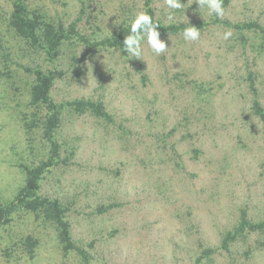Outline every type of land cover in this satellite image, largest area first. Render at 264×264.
<instances>
[{
    "label": "rangeland",
    "instance_id": "1",
    "mask_svg": "<svg viewBox=\"0 0 264 264\" xmlns=\"http://www.w3.org/2000/svg\"><path fill=\"white\" fill-rule=\"evenodd\" d=\"M11 1L0 0L1 9ZM26 1L67 21L79 8L77 0ZM181 2V9H169L165 0H151V6L164 24L196 26L200 37L159 34L167 46L159 55L143 38L145 79L116 52L84 47L77 52L82 75L59 80L52 90L56 101L101 94L124 128L107 129L87 115L67 117L57 138L74 154L41 183L42 194L69 204L72 238L93 264H193L205 247L215 251L204 264H264V251L244 255L252 238L231 245L230 253L219 247L221 233L242 209L249 218H264V123L251 111L246 79L251 72L264 106V54L238 48L232 27L244 21L264 26V0H231L223 18L196 0ZM87 4L82 30L92 41L110 33L127 8L135 14L143 9V0ZM228 30L232 36L225 40ZM15 60L36 65L28 57ZM13 68L24 73L21 65ZM4 82L0 78L2 201L22 184L16 163L27 158L18 118L26 97L20 85L16 95ZM23 232L40 239L34 256L16 250L5 261L7 235ZM0 236V264H82L76 254H62L54 230L33 223L31 215L13 220Z\"/></svg>",
    "mask_w": 264,
    "mask_h": 264
},
{
    "label": "trees",
    "instance_id": "2",
    "mask_svg": "<svg viewBox=\"0 0 264 264\" xmlns=\"http://www.w3.org/2000/svg\"><path fill=\"white\" fill-rule=\"evenodd\" d=\"M87 1L77 0V15L70 21L52 14L46 7L28 4L26 0H12L8 10L0 7V78L9 89L16 90V95L20 85L21 92L26 97L18 118L25 135L27 155L24 161L16 163L23 176L22 184L10 199L0 200V230L11 225L13 220L31 215L33 223L54 230L62 254L74 253L82 264H93L87 251L72 238L69 204L60 198L42 194L41 183L52 169L67 165L74 154L72 147L63 146L57 138L62 121L67 117L87 115L107 129L111 125H117L118 131H124V128L108 112L101 94L56 101L52 90L57 81L82 75L77 52L84 47L112 50L133 65L142 79L146 75L140 68L139 58L128 53L123 43L125 37L132 34L131 24L137 14L127 8L110 33L92 41L82 30V24L90 15ZM230 1L223 0V7ZM142 12L152 16L153 22L158 24L157 31L160 35L183 34V30L190 27L184 23L161 22L154 15L151 0H143ZM232 27L235 28L234 41L238 48L244 49L249 45L256 56L264 54L263 25L257 21H244L235 23ZM26 57L31 58L32 63L35 61L36 65L28 66L15 60ZM20 65L23 67V74L13 68ZM246 79L252 95L251 111L264 123V106L257 99L251 72H248ZM158 139L164 140L161 136ZM108 207L109 204L105 209ZM7 236L10 241L9 238L5 241L7 245L1 252L5 261L11 258L10 252L15 253L16 250L28 258L34 256L40 242L38 236L24 232L19 236L11 233ZM247 238H252V243L247 245L244 255L249 256L256 250L264 251V218H249L242 209L237 223L221 233L219 247L230 253L231 245L238 241L245 242ZM214 251L213 248H202L193 264H204L205 260H211Z\"/></svg>",
    "mask_w": 264,
    "mask_h": 264
},
{
    "label": "clouds",
    "instance_id": "3",
    "mask_svg": "<svg viewBox=\"0 0 264 264\" xmlns=\"http://www.w3.org/2000/svg\"><path fill=\"white\" fill-rule=\"evenodd\" d=\"M169 9H181L183 3L181 0H165ZM200 8L204 5L210 10V14H215L219 18L224 17L223 0H196ZM171 16V14H169ZM158 24L153 22L152 16L146 12L138 13L131 24V33L124 39L125 50L133 57H141V40L144 35H147L148 44L156 54L166 51V43L159 38L157 31ZM183 35L186 40H197L200 37L198 28L190 26L183 30ZM232 36L231 30L225 31L223 38L225 40Z\"/></svg>",
    "mask_w": 264,
    "mask_h": 264
}]
</instances>
